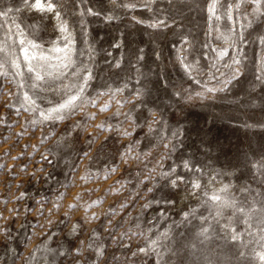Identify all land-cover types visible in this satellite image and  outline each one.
Returning a JSON list of instances; mask_svg holds the SVG:
<instances>
[{
  "label": "rangeland",
  "instance_id": "374dc122",
  "mask_svg": "<svg viewBox=\"0 0 264 264\" xmlns=\"http://www.w3.org/2000/svg\"><path fill=\"white\" fill-rule=\"evenodd\" d=\"M58 7L70 40L52 14L0 0V264H66L81 241L104 252L95 264H264V0ZM66 44L71 64L35 81L21 49L55 66ZM88 72L64 119L20 106L27 92L57 107Z\"/></svg>",
  "mask_w": 264,
  "mask_h": 264
},
{
  "label": "snow or ice",
  "instance_id": "6c2138e0",
  "mask_svg": "<svg viewBox=\"0 0 264 264\" xmlns=\"http://www.w3.org/2000/svg\"><path fill=\"white\" fill-rule=\"evenodd\" d=\"M21 2L23 3L25 8L35 9L38 12L45 14V15L52 14L57 20L58 27H59V30L61 31V33L66 34L65 39L70 40V35H67V33H68L67 24H66V22L63 21V19L61 17V10L58 7V5H60L61 0H21ZM81 2H82V0H81ZM110 2L113 5H115L117 3V0H110ZM138 2H139V0H127V2H125V0H120V7L125 8V9H134L137 6ZM248 2H251L255 5H257L255 11H259V8L261 6V0H242V3H248ZM144 6L147 7L148 3L146 2L144 4ZM236 6L240 7L239 4H237ZM213 8H214V5H213ZM9 11H11V10H9ZM210 11H212V9H210ZM88 13L91 15H97V16L100 15V13L93 12V10L91 8L88 9ZM6 15H7V12L0 11V16H6ZM115 18H116L115 16H107L106 17V19L109 21L112 19H115ZM217 19H219V17H217ZM228 19H231V16H229ZM137 23H143V21H137ZM161 26L166 27L167 25L164 21H158L156 23H152V24L148 25V27H151V28H158ZM260 42L262 45H264V37L260 38ZM20 43L22 45L25 43H29L33 49L38 48V45L31 44V42H28V41L21 40ZM21 51L24 53V60L28 63L27 71L30 74L34 73L35 81H41L44 79L53 78V76H54V73L52 70L53 67H55L57 69H62V68L68 67L71 64L70 44H66V46L63 49L54 48L52 50L54 53H57V54H59L61 52L64 53V56L62 58L59 56L56 57L58 59L59 63L55 66H53L51 64V57L50 56H45V55H32V56H30V55H28L27 49H24V48H22ZM218 55L220 57H223V56L227 55V51L226 50L219 51ZM140 59H143V57H140ZM65 61H67V63H65ZM234 62L239 64V61H234ZM181 63L184 64V61H181ZM116 66L119 67V65H116ZM184 66H185L186 70L189 67L187 64H184ZM13 67L18 70L20 65L18 62L13 61ZM261 67L264 68V59H262V61H261ZM0 68H2V65H0ZM17 74L22 75L19 72H17ZM0 75H7V73L0 71ZM235 78L236 77L234 75L231 77V79L226 80L224 82L223 88L208 89V91L209 92L225 91L227 89L228 84H230L232 82V80H234ZM91 79H92V74H91V72H88V74L83 77V83L75 86L76 94L70 95L67 100H65L63 103L59 104L57 107L49 108L46 111L40 110L37 107L36 100L33 99L32 97H30L27 92L24 93L23 99L19 101L20 106L24 107L25 110H31L33 112L40 111L41 121L62 120L65 118V114H71L70 111L66 113V110H74L78 106L77 102L84 100L83 94H84V92L88 86V82ZM257 80L264 82V77H257ZM34 86L35 85H33V87ZM124 87H127V85H125ZM122 90L123 89H120V88L113 90L111 87H109V91L113 92V93L120 92ZM102 94L103 93H100V95H102ZM196 95L198 97H200L203 95V93H196ZM189 99H191V97H189ZM86 102L94 104L95 100H89ZM107 107H108V105L105 104L101 110L103 111ZM17 111H18V109H17ZM148 112H149V115H151V109H149ZM115 115H120V113L117 112ZM126 115L128 116L129 119L132 118L131 113H128ZM153 122H155V121H153ZM262 127H264V125H262ZM149 130H151V126H149ZM124 134L125 135H131V133H129V132H125ZM89 143H91V141H89ZM42 159H46V157H42ZM184 167L185 168L189 167L187 162H185ZM113 171H114V169H113ZM165 175H168V174H165ZM177 179H182V178L177 177ZM171 183L173 184V186H175L176 180H172ZM192 187L193 188H199L200 185L198 183H193ZM61 195H63V194H61ZM22 197H23V193L21 194V197H18V199L22 198ZM211 199L213 201H217L218 203L226 204V202L221 201V198L217 195H213ZM146 206L147 205H145V207ZM75 230H76V226L74 225L73 231H75ZM206 231L207 230L205 229L204 232H206ZM201 234L203 235L204 233H201ZM233 239H235V237H233ZM84 244H85V242L81 241L79 244L75 245L74 247L68 248L63 253L62 258L66 261V264H68V262H70V261H75V264H80V259H78V256L83 258V264H95L92 257L93 256L99 257V256H102L104 254L103 251L94 247V245L92 243H88L87 247H85ZM61 247H63V246H61ZM88 249L92 250V256H86L85 255V252ZM138 252L147 254V249L139 248ZM132 255L135 256V255H137V253L134 252ZM260 259L264 260V255H261Z\"/></svg>",
  "mask_w": 264,
  "mask_h": 264
}]
</instances>
